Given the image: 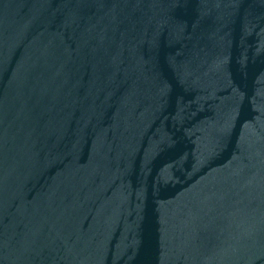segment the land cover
Masks as SVG:
<instances>
[{
	"label": "water",
	"instance_id": "95a60500",
	"mask_svg": "<svg viewBox=\"0 0 264 264\" xmlns=\"http://www.w3.org/2000/svg\"><path fill=\"white\" fill-rule=\"evenodd\" d=\"M0 264H264V0H0Z\"/></svg>",
	"mask_w": 264,
	"mask_h": 264
}]
</instances>
